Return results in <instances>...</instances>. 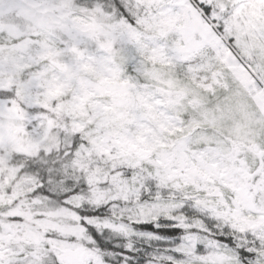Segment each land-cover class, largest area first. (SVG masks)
I'll return each mask as SVG.
<instances>
[{"label": "snow or ice", "instance_id": "snow-or-ice-1", "mask_svg": "<svg viewBox=\"0 0 264 264\" xmlns=\"http://www.w3.org/2000/svg\"><path fill=\"white\" fill-rule=\"evenodd\" d=\"M0 264H264V0H0Z\"/></svg>", "mask_w": 264, "mask_h": 264}]
</instances>
